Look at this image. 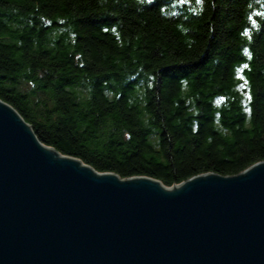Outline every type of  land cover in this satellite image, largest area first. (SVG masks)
<instances>
[{"label":"trees","instance_id":"1","mask_svg":"<svg viewBox=\"0 0 264 264\" xmlns=\"http://www.w3.org/2000/svg\"><path fill=\"white\" fill-rule=\"evenodd\" d=\"M0 99L98 172L237 175L264 161V0H0Z\"/></svg>","mask_w":264,"mask_h":264},{"label":"water","instance_id":"2","mask_svg":"<svg viewBox=\"0 0 264 264\" xmlns=\"http://www.w3.org/2000/svg\"><path fill=\"white\" fill-rule=\"evenodd\" d=\"M0 264H264V161L170 187L121 178L0 99Z\"/></svg>","mask_w":264,"mask_h":264},{"label":"snow or ice","instance_id":"3","mask_svg":"<svg viewBox=\"0 0 264 264\" xmlns=\"http://www.w3.org/2000/svg\"><path fill=\"white\" fill-rule=\"evenodd\" d=\"M181 2H184V0H181ZM197 2H201V0H197Z\"/></svg>","mask_w":264,"mask_h":264}]
</instances>
